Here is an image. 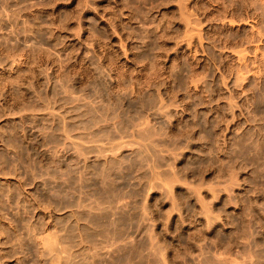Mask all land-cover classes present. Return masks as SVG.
I'll return each mask as SVG.
<instances>
[{
  "label": "rangeland",
  "instance_id": "374dc122",
  "mask_svg": "<svg viewBox=\"0 0 264 264\" xmlns=\"http://www.w3.org/2000/svg\"><path fill=\"white\" fill-rule=\"evenodd\" d=\"M0 264H264V0H0Z\"/></svg>",
  "mask_w": 264,
  "mask_h": 264
}]
</instances>
